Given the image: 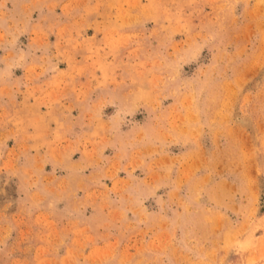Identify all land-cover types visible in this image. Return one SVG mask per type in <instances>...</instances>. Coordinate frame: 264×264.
<instances>
[{"label":"rangeland","instance_id":"rangeland-1","mask_svg":"<svg viewBox=\"0 0 264 264\" xmlns=\"http://www.w3.org/2000/svg\"><path fill=\"white\" fill-rule=\"evenodd\" d=\"M0 264H264V0H0Z\"/></svg>","mask_w":264,"mask_h":264}]
</instances>
